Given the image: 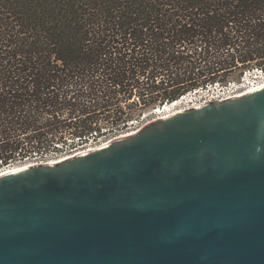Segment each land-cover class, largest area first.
Segmentation results:
<instances>
[{
    "label": "water",
    "instance_id": "obj_1",
    "mask_svg": "<svg viewBox=\"0 0 264 264\" xmlns=\"http://www.w3.org/2000/svg\"><path fill=\"white\" fill-rule=\"evenodd\" d=\"M0 264H264V85L1 174Z\"/></svg>",
    "mask_w": 264,
    "mask_h": 264
},
{
    "label": "trees",
    "instance_id": "obj_2",
    "mask_svg": "<svg viewBox=\"0 0 264 264\" xmlns=\"http://www.w3.org/2000/svg\"><path fill=\"white\" fill-rule=\"evenodd\" d=\"M264 70V0H0V168L108 139Z\"/></svg>",
    "mask_w": 264,
    "mask_h": 264
},
{
    "label": "rangeland",
    "instance_id": "obj_3",
    "mask_svg": "<svg viewBox=\"0 0 264 264\" xmlns=\"http://www.w3.org/2000/svg\"><path fill=\"white\" fill-rule=\"evenodd\" d=\"M256 73L250 71L248 72L246 75L244 74L243 75V78H240L239 80L237 79H234L230 82H234L235 84V89L236 92H238L239 90L243 89L246 85H248L249 82H253L254 80H256ZM228 84V83H227ZM221 85V84H220ZM223 86V85H221ZM215 90H202V91H199V92H192V93H187L185 94V96H182L181 98L178 99V102L175 104L173 102V104H171L167 110H162V112L160 113L157 112V109L158 108H153V109H145L144 111H142L140 114H139V117H138V120H134L133 121V124L131 126H129L128 128L124 129V130H121L119 132H117L115 135H112L110 138L108 139H100V140H97V141H92V142H89L83 146H79L77 149H74L72 151H68V152H65V153H62V154H58V155H53L51 157H48L47 159H32V160H26L24 162H20V163H14V164H9L7 166H4V167H1L0 168V173L3 172L5 169H8L9 166H20V165H25V164H30V163H37V162H45V161H48L49 159H52V160H55V159H58V158H61V157H64V156H69V155H72V154H75L79 151H81L83 148H87V147H92V146H95L97 144H99L100 142L102 141H108L110 139H114V138H118V137H123L122 134H126L128 135L127 133L132 131V130H135V128H141L142 126H144L146 123H149L153 120H156V119H159L161 118L162 115L166 114V113H169V112H172L174 110H177L179 108H183L185 107L186 105H189V104H193L195 102H200V101H203V100H207L209 98H211L212 96L215 95Z\"/></svg>",
    "mask_w": 264,
    "mask_h": 264
},
{
    "label": "bare ground",
    "instance_id": "obj_4",
    "mask_svg": "<svg viewBox=\"0 0 264 264\" xmlns=\"http://www.w3.org/2000/svg\"><path fill=\"white\" fill-rule=\"evenodd\" d=\"M263 85H264V80H262V81H257L256 83H253V84H251V85H248V86H246L245 88H243V89L239 90L238 92H236V93H235V96H240V95H243V94H245V93L251 92V91H253V90H255V89H257V88H259V87H261V86H263ZM183 96H185V95H183ZM229 97L231 98V97H233V96H229ZM207 101H209V100L200 101V102L198 101V102H195V103H193V104L186 105L185 107H183V108H179V109H177V110L185 109V108H188V107L198 106V105H200V104L203 103V102L206 103ZM173 102L176 104V103L178 102V100H175V101H173ZM173 102H171V103H173ZM168 107H169V106L167 105V103H165V104L163 105V108H162V109H161L160 107L157 109V112L160 111V113H161L162 110H167ZM177 110H174V111H177ZM174 111L162 115L161 118H166V117H168V116L171 115ZM139 129H140V128H138V129L135 128V130H132V131L128 132L127 134H128V135H131V134H133V133H136ZM122 136L124 137V136H126V134H125V135L122 134ZM104 143H106V141H102V142H100L99 144H97V145H95V146H92V147L83 148L81 151L77 152L76 154H78V153H84V152L89 151V150H91V149H94L95 147H97V146H99V145H102V144H104ZM72 155H74V154H72ZM72 155L64 156V157H61V158H58V159H55V160L49 159L47 162H48V163H57V162L62 161L63 159H66V158L71 157ZM45 162H46V161H45ZM31 164H32V163H30V164L28 163V164L20 165V166H9L8 169H5L3 172L0 173V175L3 174V173H5V172L14 171L15 169H19V168H21V167L29 166V165H31Z\"/></svg>",
    "mask_w": 264,
    "mask_h": 264
},
{
    "label": "built area",
    "instance_id": "obj_5",
    "mask_svg": "<svg viewBox=\"0 0 264 264\" xmlns=\"http://www.w3.org/2000/svg\"><path fill=\"white\" fill-rule=\"evenodd\" d=\"M250 71L256 73V78L257 79L254 80L253 82H249L248 85L256 83L257 81L264 80V70L263 69L252 68L250 70L245 71L244 74L246 75ZM241 78H243V76ZM248 85H246V86H248ZM202 90H212V91L215 90L216 91L214 96H212L211 98L207 99L209 101H212V100H225V99L230 98L229 96L236 97L235 93H236L237 89H235L234 82H228L227 85H223V86H221L219 83L216 82V83H213V84H209L205 89L199 88V89H195L192 92L195 93V92H199V91H202ZM192 92H190V93H192ZM203 101H205V100H203ZM203 103H205V102H203Z\"/></svg>",
    "mask_w": 264,
    "mask_h": 264
}]
</instances>
